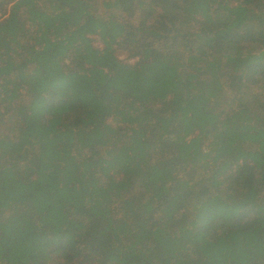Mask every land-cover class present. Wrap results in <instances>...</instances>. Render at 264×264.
<instances>
[{"label": "trees", "instance_id": "16d2710c", "mask_svg": "<svg viewBox=\"0 0 264 264\" xmlns=\"http://www.w3.org/2000/svg\"><path fill=\"white\" fill-rule=\"evenodd\" d=\"M0 264H264V0H0Z\"/></svg>", "mask_w": 264, "mask_h": 264}, {"label": "rangeland", "instance_id": "374dc122", "mask_svg": "<svg viewBox=\"0 0 264 264\" xmlns=\"http://www.w3.org/2000/svg\"><path fill=\"white\" fill-rule=\"evenodd\" d=\"M254 87H255V85H254L253 87L250 88V91H252V90L254 89ZM258 90H259V89H258ZM258 90H257V91H258ZM230 171H232V170L230 169ZM56 261L59 262L58 260H56ZM56 261H55V262H56Z\"/></svg>", "mask_w": 264, "mask_h": 264}]
</instances>
